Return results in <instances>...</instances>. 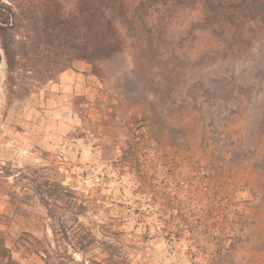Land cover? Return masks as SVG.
I'll return each mask as SVG.
<instances>
[{"label": "rangeland", "instance_id": "obj_1", "mask_svg": "<svg viewBox=\"0 0 264 264\" xmlns=\"http://www.w3.org/2000/svg\"><path fill=\"white\" fill-rule=\"evenodd\" d=\"M144 1L73 92L21 73L11 93L0 49L4 264H264V26Z\"/></svg>", "mask_w": 264, "mask_h": 264}, {"label": "trees", "instance_id": "obj_2", "mask_svg": "<svg viewBox=\"0 0 264 264\" xmlns=\"http://www.w3.org/2000/svg\"><path fill=\"white\" fill-rule=\"evenodd\" d=\"M6 1L0 0V49L5 55L11 93L16 75L21 73H30L35 85H45L75 62L84 61L95 68L98 62L121 53L124 40L118 21L131 20L147 2L143 0L132 12L126 0H69L70 4L68 0ZM231 1H241V8L248 4L251 22L264 26V0ZM238 16L239 9L231 13L235 26L241 25L235 22ZM20 31L23 39L18 42ZM20 90L19 99L30 94L29 89Z\"/></svg>", "mask_w": 264, "mask_h": 264}, {"label": "crops", "instance_id": "obj_3", "mask_svg": "<svg viewBox=\"0 0 264 264\" xmlns=\"http://www.w3.org/2000/svg\"><path fill=\"white\" fill-rule=\"evenodd\" d=\"M80 64V63H79ZM74 68H79L78 64L74 65ZM88 72V70L86 71ZM82 79L81 74H79L75 69L70 71H66L60 75L59 82L55 83L51 87V92L54 93L58 92H73L75 89L82 87ZM7 212V205L3 204L2 200L0 199V215L5 214ZM2 226L0 225V229ZM9 248V247H8ZM13 259V256L9 257ZM0 264H4V259L0 257Z\"/></svg>", "mask_w": 264, "mask_h": 264}]
</instances>
